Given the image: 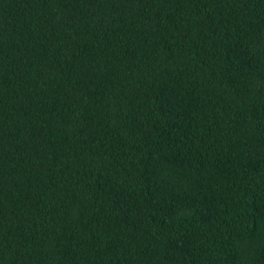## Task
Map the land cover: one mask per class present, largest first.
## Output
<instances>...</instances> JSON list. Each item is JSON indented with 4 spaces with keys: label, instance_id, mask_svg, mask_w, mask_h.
<instances>
[{
    "label": "trees",
    "instance_id": "trees-1",
    "mask_svg": "<svg viewBox=\"0 0 264 264\" xmlns=\"http://www.w3.org/2000/svg\"><path fill=\"white\" fill-rule=\"evenodd\" d=\"M0 264H264V0H0Z\"/></svg>",
    "mask_w": 264,
    "mask_h": 264
}]
</instances>
